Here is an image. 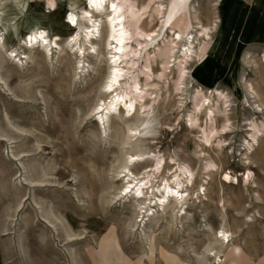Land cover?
<instances>
[{
  "label": "rangeland",
  "instance_id": "rangeland-1",
  "mask_svg": "<svg viewBox=\"0 0 264 264\" xmlns=\"http://www.w3.org/2000/svg\"><path fill=\"white\" fill-rule=\"evenodd\" d=\"M129 2H149L138 26L154 33L132 35L127 14L128 49L150 44L125 59L132 69L117 60L112 93L109 51H120L105 44L108 3L91 11L92 51L87 0H0V264H264V42L237 41L234 0ZM33 27L49 57L25 44ZM115 92L143 98L131 116L120 101L101 118ZM164 182L188 194L180 209L155 204Z\"/></svg>",
  "mask_w": 264,
  "mask_h": 264
},
{
  "label": "bare ground",
  "instance_id": "bare-ground-1",
  "mask_svg": "<svg viewBox=\"0 0 264 264\" xmlns=\"http://www.w3.org/2000/svg\"><path fill=\"white\" fill-rule=\"evenodd\" d=\"M128 1L129 0H87V4H85V8L87 10L84 9L82 11V15H81L84 19H86L89 22V25L84 26L85 29L83 31V39H82L83 40V44H84V42L88 43L89 44L88 48L92 49V51H93L94 50L93 43L98 38V26L99 25H98V19L95 18L91 14V11L95 10V11L100 13L101 10L106 8L105 5L107 3H108V5H107L108 8L110 7V9H111V11L107 10V13H106V19H107L106 23L107 24H106V32H105V44L106 45H110L111 48L117 49L118 51H120V53H118L117 55L114 52L112 53V51H109L111 53L110 57H112L111 61H112L113 65L111 66L112 70L110 72V75L108 76V81L105 84V86H106V88H108V90H111L112 93H113V91H116V88L115 89L113 88L116 83L118 85H121L120 78L124 74V68L121 67L119 64H116V62H118L121 58L124 59V60H122L123 62L126 61L125 59L130 54L139 55L140 51H141V48H144L148 44H150V42H147V41L142 42V43L141 42H137V45L141 47L140 49H137V48L128 49L127 41L131 40L132 35H135V34L139 35V36H145V37L151 39L152 35L154 33V31H152V32L144 31L142 28H140L138 26V22L141 21V19H143L144 15L146 13V9L148 7L149 2L142 3L138 7L134 3H131V2L128 3ZM157 7H158V9H157L158 14H161L162 13L161 8L163 7L162 3H158ZM127 14L129 15V17H127ZM68 15H69L70 21L72 22L74 20V14L72 12H70ZM126 17L127 18H130V17L133 18V24H134V27H135V32L132 35L129 33L128 28L126 27V24H125L126 23V21H125ZM235 32L237 34V31H235ZM173 35H176V37H175V39H176V38H179L180 33L175 31ZM235 37H236V35H235ZM76 39H77V37H76ZM71 41H75V37H73L71 39ZM24 42H25V44L29 45V47H31V48L43 47L46 56L49 57V52H50L49 47H52L51 41H50L48 35L46 34V31L44 29H42L41 27H33V28H31L29 30V32H28V35L25 36ZM52 43H53L54 46H57V41L55 39L53 40ZM74 45H75V43H74ZM78 49L77 50L80 51L81 50V46H79ZM173 51H174V47H170L169 52L172 53ZM190 53H191V48H190L189 45H186L185 47H183V49H181L180 57H182V58L188 57L190 55ZM247 54H248V52L245 53V55H247ZM147 56L149 57V52L146 53V59H147ZM263 57H264V53H263ZM129 59H130V57H129ZM80 61H78V63H80ZM125 63H127V64L130 63L131 66H129V67L132 69V67H134V65L137 63V61L134 60V59H130V60H127ZM143 66L144 67H148L149 63L147 62V64L143 65ZM182 71L180 69V72H182ZM126 83H128V81L124 80V85ZM129 87L131 89V91H129V92H131V93H133V90H135V91L137 90L138 91V88L136 87V81L135 80L133 82H131V83L129 82ZM112 89H114V90H112ZM219 94L221 95L222 93L219 92ZM134 98L142 99L143 97L141 95H139V94H135V96H133V95L130 96V93H127V92H124V93L115 92V94L109 100L108 104H106V106L101 110L100 117L101 118L110 117L109 115L112 113V111H115L117 109L120 101L122 103H124V105L126 106L125 110H123V111H125L127 113L126 115L127 116L133 115L135 113V110H134V107H133V103H132V100ZM205 101H207L206 97H202V98L198 99V101H196L195 105H194L195 109L201 108V106L203 105V103ZM226 102H227V99L223 101V104H225ZM143 107H144V105H140L139 108H143ZM95 108L101 109L102 107L100 105V107L97 106ZM207 109H208L209 114L212 113V108L211 107H207ZM224 127H226V126H224ZM130 130L132 131V129H130ZM134 155L136 156L135 158H133ZM133 160H135V161L138 160V155L137 154H131V155L128 156V163L131 164V162H133ZM160 163H161L160 161L156 162V165H155L156 169H159ZM127 166L128 165L126 164L123 167L127 168ZM185 174H186V180L190 182L191 181V175H192L191 171L190 170H186ZM148 183H149V181L146 182L145 179L139 181V185L136 187V189L134 191L139 193V194H141L142 193L141 187L143 185L146 186ZM174 183H175V185L177 187H179V185L181 184L180 180L179 181L175 180ZM131 186L132 185H127L124 188V192L128 191ZM176 188L171 187V186L168 185V183L164 182L163 185H162L163 192H160V189H157L160 192V195L158 196L157 200L155 201V204L157 206L159 205L162 209H164L167 204H171L170 206H171L172 210H174L175 208H177L180 205H182L181 203L188 197V194H187L186 198L185 197L182 198L183 197L182 196V192H180ZM174 193H175V195H177V197L174 196ZM171 195H173V196H171ZM170 197H172L174 199H171ZM180 208H181V206L179 207V209ZM226 233L227 232L224 231V230H220L219 231V234L222 237V239H221L222 241L220 242L221 245H223L225 242H227V243L229 242V240L226 237ZM68 238L66 239L67 242L70 241ZM212 249L213 248H210L209 250L211 251ZM204 262L202 261L199 264H204Z\"/></svg>",
  "mask_w": 264,
  "mask_h": 264
},
{
  "label": "crops",
  "instance_id": "crops-1",
  "mask_svg": "<svg viewBox=\"0 0 264 264\" xmlns=\"http://www.w3.org/2000/svg\"><path fill=\"white\" fill-rule=\"evenodd\" d=\"M244 9L237 17L241 24L237 28V41L264 42V0H234ZM227 15H234L229 8ZM237 15V14H236ZM240 31V32H239ZM245 40V41H244Z\"/></svg>",
  "mask_w": 264,
  "mask_h": 264
},
{
  "label": "snow or ice",
  "instance_id": "snow-or-ice-1",
  "mask_svg": "<svg viewBox=\"0 0 264 264\" xmlns=\"http://www.w3.org/2000/svg\"><path fill=\"white\" fill-rule=\"evenodd\" d=\"M138 195H139V193H138Z\"/></svg>",
  "mask_w": 264,
  "mask_h": 264
}]
</instances>
